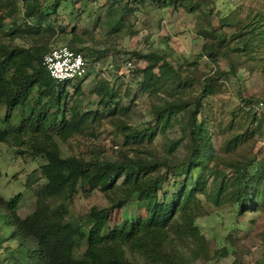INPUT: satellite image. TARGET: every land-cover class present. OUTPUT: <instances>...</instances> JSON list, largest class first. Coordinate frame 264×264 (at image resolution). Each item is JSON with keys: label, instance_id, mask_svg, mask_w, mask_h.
Returning a JSON list of instances; mask_svg holds the SVG:
<instances>
[{"label": "rangeland", "instance_id": "1", "mask_svg": "<svg viewBox=\"0 0 264 264\" xmlns=\"http://www.w3.org/2000/svg\"><path fill=\"white\" fill-rule=\"evenodd\" d=\"M201 1L178 0L172 5L160 6L151 0H43L37 2L36 16L41 13L39 22L38 16L24 18L21 3L14 2L13 16L3 21L5 29L18 27L24 32L14 38L0 34V45L9 49L65 45L81 50L86 59L80 91L74 93L75 84H68L63 107L67 118L72 107L96 115L80 134H73L64 141L55 133L43 130L61 157L114 163L167 158V163L174 165L184 161L187 139L181 136L177 124L162 132L157 127L150 143L138 138L131 144L124 141L128 132L134 130L140 134L141 130L154 126L151 107L166 98L165 91L148 80V74L140 73L146 66L145 60L133 54H164L180 79L190 81L179 91L183 99L190 101L201 90L199 82L213 78L217 72L225 73L207 85V95L201 100L197 115V121L204 126L212 157L207 166L211 173L207 175L205 193L195 196L197 235L192 237L175 226L173 231H168V239L160 241L148 254L125 255L128 262L135 264H264V203L251 211L247 202V209L239 211L230 167L249 160L264 164V50L253 41L249 54L210 59L202 49L209 41L203 33L207 35L213 30L229 35L239 27V22L247 23L252 18L264 20V0ZM201 3L206 4V8L187 11L191 5ZM123 7L129 13L118 21ZM206 12L208 23L203 17ZM26 27L38 28V33L26 32ZM260 27H254L251 34L256 35ZM92 51L97 54L90 61L87 57ZM127 62L130 64L126 65ZM140 81H145L149 89L139 91ZM97 89L102 90V94H98ZM34 97L35 91L29 94L27 101L32 102ZM100 100L107 101L108 105L102 106ZM4 112L5 107L0 106V120ZM16 117L15 112L9 125H17ZM7 126L0 122L1 129ZM36 137L39 142L42 140L39 135ZM33 138L34 135L27 133L0 142V197L7 201L20 194L16 210L19 219L35 210L38 191L45 183L39 170L44 161L30 153ZM172 142H177L176 146L171 155H166ZM162 173L159 170L158 175ZM216 174L219 175L215 177ZM244 177L250 178L247 173ZM121 181V178L115 181L118 188L114 193H103L98 188L78 191L66 205L68 216L77 218L92 207L108 208L112 203L109 200L119 198L128 187ZM44 203L55 219L53 211L62 201L47 198ZM123 214L131 219L143 217L144 211L132 208L131 203L112 208L109 230L123 222ZM4 218L5 211L0 209V264H26L24 248L31 249L32 242L20 244L17 239L8 240L13 229L4 224ZM62 219L67 221L66 214ZM84 248V242L79 243L71 256L80 257Z\"/></svg>", "mask_w": 264, "mask_h": 264}, {"label": "trees", "instance_id": "2", "mask_svg": "<svg viewBox=\"0 0 264 264\" xmlns=\"http://www.w3.org/2000/svg\"><path fill=\"white\" fill-rule=\"evenodd\" d=\"M151 1H156L160 6H168L178 0ZM14 2L21 3L24 18L38 16L39 22L41 13L36 16L39 7L37 2L43 0H0V34L10 38L24 32L18 27L5 29L3 26V21L14 14ZM206 6L204 3L194 4L187 11L195 12ZM128 13L129 10L123 7L118 14V21L123 20ZM203 17L208 23V12L204 13ZM259 26L261 27L256 35L251 34V30ZM118 27L119 25L115 28ZM26 32L37 34L38 28L26 27ZM202 35L209 40L202 49L210 59H226L229 54H249L253 50V41L258 42V48L264 50L263 18H252L242 24L239 22V27L229 35L213 30L207 35ZM66 47L81 53L86 64L81 50ZM47 50L48 47L9 49L0 45V106L5 107L0 122L8 125L6 128H0V142L27 133L32 134L34 138L30 153L38 155L44 161L39 170L45 183L38 191L39 199L30 215L22 219L16 215L20 194L7 201L0 197V209L5 211L4 224L13 229L7 239H17L20 244L28 240L32 242L31 249L24 248L26 264H135L128 262L125 255L148 254L158 247L160 241L168 239V231H173L175 226H180L183 233L196 237L197 227L194 225V219L198 215V207L195 196L203 191L205 193L207 175L211 173L207 166L212 158L204 126L197 121V115L200 113L201 100L207 95V85L225 73L217 72L215 78H206L202 83L199 82L201 90L190 101L179 95V91L189 85L190 81L180 79L177 71L166 61L164 54L152 52L140 56L134 53L133 55L146 62L140 73L148 74V80L156 88H162L166 98L151 107L154 126L141 130L140 134L132 130L125 136L124 141L131 144L138 138V141L146 139V142L150 143L157 127L162 132L177 124L181 136L187 139L185 160L175 165L168 164L167 158L129 159L119 163L95 159L84 162L74 156L61 157L58 148L50 142V136L43 131L55 133L59 140L64 141L73 134H80L96 115L91 111L79 112L72 107L69 109V117L65 116V88L68 84H75L74 93H78L79 83L85 75L76 81H53L42 65V57ZM94 54L97 53L92 51L91 56L87 57L88 60L93 61ZM230 73L232 74L231 71ZM148 89L145 81L139 82V91ZM33 91L34 100L28 102V96ZM96 92L102 94L100 89ZM42 101L44 102L40 104ZM100 102L104 107L108 105L107 101ZM190 106L191 108H188ZM15 112L17 125L11 126L10 119ZM36 135L42 138L40 142ZM176 143H169L166 155H171ZM230 167L235 202L240 205L239 211L247 209L248 204L249 210L252 211L256 205L264 203V198L261 197L264 195V164L249 160L246 164H233ZM159 170L163 172L161 175H158ZM244 173L249 175L248 180L245 179ZM168 176L174 179H169ZM120 178L121 183L128 187L119 198L109 200L112 203L108 208L92 207L77 218L68 216L66 205L71 203L78 191L98 188L103 193H114V189L118 188L115 181ZM178 178L180 180L176 181ZM220 189L219 185L216 188L217 196ZM159 192H162L160 197ZM47 198H59L62 201L53 211L55 219L49 213V206L44 203ZM214 200L217 202V199ZM247 202L249 203L246 205ZM126 203H131L134 209H142L144 216L129 219L123 214V222L109 230L112 208L122 207ZM64 214L67 221L62 219ZM175 215L177 216L174 220ZM81 242L85 244L84 251L80 257H72L71 251Z\"/></svg>", "mask_w": 264, "mask_h": 264}, {"label": "built area", "instance_id": "3", "mask_svg": "<svg viewBox=\"0 0 264 264\" xmlns=\"http://www.w3.org/2000/svg\"><path fill=\"white\" fill-rule=\"evenodd\" d=\"M129 64L127 62L126 65ZM42 65L50 79L58 83L76 81L86 74V64L81 53L73 52L65 45H50L42 57Z\"/></svg>", "mask_w": 264, "mask_h": 264}]
</instances>
